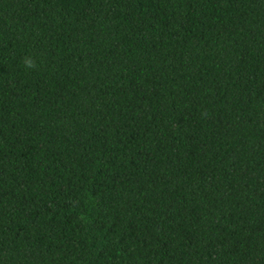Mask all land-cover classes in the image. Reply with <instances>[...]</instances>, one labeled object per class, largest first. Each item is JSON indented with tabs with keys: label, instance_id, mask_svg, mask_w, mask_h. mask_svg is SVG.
<instances>
[{
	"label": "trees",
	"instance_id": "16d2710c",
	"mask_svg": "<svg viewBox=\"0 0 264 264\" xmlns=\"http://www.w3.org/2000/svg\"><path fill=\"white\" fill-rule=\"evenodd\" d=\"M0 264H264V0H0Z\"/></svg>",
	"mask_w": 264,
	"mask_h": 264
}]
</instances>
